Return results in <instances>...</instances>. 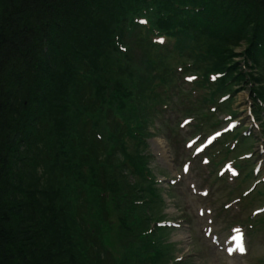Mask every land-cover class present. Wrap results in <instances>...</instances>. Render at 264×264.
<instances>
[{"label": "trees", "instance_id": "trees-1", "mask_svg": "<svg viewBox=\"0 0 264 264\" xmlns=\"http://www.w3.org/2000/svg\"><path fill=\"white\" fill-rule=\"evenodd\" d=\"M152 47L192 50L202 78L228 94L256 82L264 100V0H0V264L164 258L133 64L154 70Z\"/></svg>", "mask_w": 264, "mask_h": 264}, {"label": "rangeland", "instance_id": "rangeland-1", "mask_svg": "<svg viewBox=\"0 0 264 264\" xmlns=\"http://www.w3.org/2000/svg\"><path fill=\"white\" fill-rule=\"evenodd\" d=\"M246 45L242 37L233 48L243 67ZM156 50L149 51L160 59L154 70L133 60L147 78L137 95L148 113L139 150L159 194L148 212L151 225L167 224L160 236L169 245L161 261L148 264H264V100L254 97L257 83L228 94L202 78L208 58ZM252 71L264 81V69Z\"/></svg>", "mask_w": 264, "mask_h": 264}, {"label": "snow or ice", "instance_id": "snow-or-ice-1", "mask_svg": "<svg viewBox=\"0 0 264 264\" xmlns=\"http://www.w3.org/2000/svg\"><path fill=\"white\" fill-rule=\"evenodd\" d=\"M193 79H194V78H193ZM217 135H219V134H217ZM186 170H187V169H186ZM233 174H235V173L233 172ZM238 250H239L240 252H244V251H245V248H244V246H243L242 243L238 245Z\"/></svg>", "mask_w": 264, "mask_h": 264}]
</instances>
